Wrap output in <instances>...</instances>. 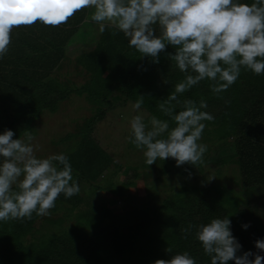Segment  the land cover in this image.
Masks as SVG:
<instances>
[{
	"label": "trees",
	"instance_id": "16d2710c",
	"mask_svg": "<svg viewBox=\"0 0 264 264\" xmlns=\"http://www.w3.org/2000/svg\"><path fill=\"white\" fill-rule=\"evenodd\" d=\"M240 2L251 4L254 0ZM92 11L89 8L78 11L66 24L58 27L37 22L31 26L13 28L9 51L0 58V133L8 128L16 132V138H23L24 131H30L33 135V124L42 113L45 110L54 111L58 103L72 93L86 94L88 101L97 109L78 133L72 132L65 137L81 136L77 148L67 156L80 191L84 189L83 183L88 184L93 187V196L87 194L85 198L79 192L65 198L61 194L59 197L75 203L77 216L66 233L53 234L46 239H26L32 232L37 216L35 213L31 220L25 219L23 222L0 221V264H133V261L142 264L154 255V247L162 248L164 252L168 245L172 247L173 254L187 251L196 264H211L210 257L194 238L195 229L184 239L181 228L225 218L230 211L224 203L212 200L199 184H189L181 178V175L188 177L193 166L184 165L177 172L172 158L158 160L148 166L143 152L129 138V147L122 156H127L125 163L134 167V173L126 169L123 174L130 178L153 179L149 188L153 194L152 201L159 200L158 196L165 193L161 205L152 204L149 207L143 204L105 217L108 210L94 199L95 194L104 188L93 183L100 180L101 172L115 160L95 140L93 128L106 118L109 111L114 112L130 105V102L135 103L141 94L145 99L141 109L134 110L137 115L142 116L145 122L151 116L168 119L159 111L158 104L174 90L184 74L166 54H161L159 64L152 63L147 58H141L134 48H129L123 33L113 35L114 30L106 29L96 41V47L91 51H82L78 56V62L87 69V80L78 85L60 83L50 75L63 64L69 47L76 44V48H80L83 44H89L83 28L85 20H90ZM168 51L173 52L174 49L169 46ZM102 68L112 72L111 82L103 80L99 72ZM209 84L207 80L201 81L180 99H193L197 103L204 99L208 104L205 111L216 100L231 107L246 109L235 127L237 134L232 142L235 154L218 161L224 164L230 163L233 157L238 158V184L243 191L248 187L264 185V83L251 71L242 68L236 83L219 97L211 92ZM200 88L207 93H202ZM176 110L181 109L177 106ZM174 126L170 121V127ZM216 151L221 156L224 147ZM134 159L138 162L133 163ZM174 181L179 183L178 186L173 185ZM127 185L136 184L133 180L115 188L107 184L106 190L124 194ZM251 193L256 194V190ZM234 196L239 200L238 193ZM80 203L81 207H76ZM250 225L246 230L239 226L233 233L242 245L238 254L253 251L255 240L264 239V225L257 220ZM229 264L235 262L230 261Z\"/></svg>",
	"mask_w": 264,
	"mask_h": 264
},
{
	"label": "clouds",
	"instance_id": "9594fccd",
	"mask_svg": "<svg viewBox=\"0 0 264 264\" xmlns=\"http://www.w3.org/2000/svg\"><path fill=\"white\" fill-rule=\"evenodd\" d=\"M85 8L93 10L90 21L100 33L106 29L114 30L113 35L123 33L129 48L152 63L159 64L164 53L184 74L158 104L168 119L151 116L145 122L140 115L134 116L130 142L143 152L148 166L172 158L176 167L199 169L207 152V145L198 143L206 127L203 122L215 117L204 110L208 108L204 99L197 103L180 97L205 80L219 97L236 83L242 68L264 75V0L251 4L240 0H0V58L9 51L13 28L37 22L58 27ZM144 99L141 94L130 106L139 111ZM34 139L30 131H24L23 138H16V132L8 128L0 133V221L23 222L31 220L33 213L50 216L61 194L71 198L80 192L69 157L53 153L38 158ZM231 223L228 216L215 218L199 226L189 224L181 233L187 239L195 229L194 238L211 264H264V239L255 240V252L238 254L242 245ZM250 226V222L242 224L245 230ZM165 251L172 254L173 249L168 245ZM153 264H196V260L184 251Z\"/></svg>",
	"mask_w": 264,
	"mask_h": 264
},
{
	"label": "rangeland",
	"instance_id": "374dc122",
	"mask_svg": "<svg viewBox=\"0 0 264 264\" xmlns=\"http://www.w3.org/2000/svg\"><path fill=\"white\" fill-rule=\"evenodd\" d=\"M83 29L86 30L85 39L89 44H83L80 48H76V44L69 47L63 64L50 75L55 77L60 83L68 82L78 85L87 80V69L78 62V56L81 54L80 52L91 51L96 47V41L102 33L99 32V26L90 20L84 24ZM82 48L85 49L81 50ZM99 72L104 81L107 83L111 82L113 74L109 69L102 68ZM255 76L264 83V75ZM200 90L202 93H207L204 88H200ZM245 110V108L241 109L225 105L219 100L213 103L208 112L213 114L215 119L214 121L203 122L206 127L202 133L201 140L198 141V143L207 145V152L203 157L204 163L200 165L199 169L196 167L192 168L190 171L192 173L191 178L181 175V178L184 181H188L189 184H199V187L202 188L201 190L207 192L212 200L226 205L227 210L230 211L227 216L232 221L231 229L233 233L243 223L250 222V224H254L255 220H257L264 225V185L248 187L246 191H243L238 184L240 174L237 166L238 158L233 157L234 159L230 160V163L224 164L218 161V159L227 158L235 154V147L232 144L237 134L235 127L239 120L242 119ZM96 112V106L88 101L86 94L78 95L73 93L63 101H60L54 111L45 110L33 124V136L35 139L32 143L34 146L38 145L35 155L38 158H46L53 153H64L67 155L74 151L81 136L79 134L65 138L66 135L72 132L78 133L84 127V122L93 117ZM136 115L130 105L119 108L114 112L109 111L106 118L92 130L95 140L115 160V163L110 162L107 168L101 172L100 180L93 183L104 188L95 194L94 199L98 203L104 204L106 210H108L104 214L105 217L110 215V213H124L128 208L140 207L143 204L149 207L155 204L161 205L165 197V193H163V195L158 196L159 200L152 201L153 194L149 191V188L152 186L153 179H144V177L130 178V176L123 174L126 169L129 173H134V167L125 163L127 162V156L122 155L125 154L124 150L129 147V138L131 136L130 121ZM61 140L63 141L61 142ZM221 146L224 147V151L220 156L216 150ZM138 157L140 158V155ZM137 162L136 159L133 160V163ZM175 168L178 172L179 167L175 165ZM138 172L141 173L142 171L138 170ZM72 175L74 176L75 173L72 172ZM209 176L215 178L208 181L207 177ZM131 180L135 181L136 185H127L124 194L106 190L107 184L115 188L121 184L126 185ZM174 184L178 186L179 183L174 181ZM217 185H219L217 188L220 190L215 187ZM82 187L84 189L80 191V196L86 198L87 194L92 195L93 187L85 183L82 184ZM165 187L167 189L170 188V186ZM165 187L163 190H165ZM253 190H256V194L251 193ZM235 193L239 194V200L234 196ZM129 197L132 199H129ZM76 207L80 208L81 203ZM74 208L75 203L58 197L56 206L51 209L50 216H36L32 232L27 235L26 239H46L53 234L66 233L77 216ZM86 208L82 207L81 209ZM154 249V255L146 259L142 264H153L157 259H170L171 255H175L173 252L172 254L166 251L163 252V249L157 248V246ZM255 251L256 248L253 252ZM261 254L264 255V253ZM133 264H137V262L133 261Z\"/></svg>",
	"mask_w": 264,
	"mask_h": 264
}]
</instances>
